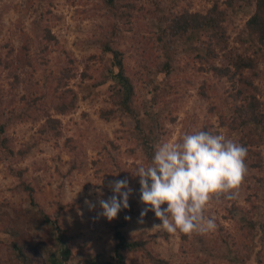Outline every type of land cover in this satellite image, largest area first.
Returning a JSON list of instances; mask_svg holds the SVG:
<instances>
[{"label": "rangeland", "instance_id": "374dc122", "mask_svg": "<svg viewBox=\"0 0 264 264\" xmlns=\"http://www.w3.org/2000/svg\"><path fill=\"white\" fill-rule=\"evenodd\" d=\"M99 1L0 0L3 108L17 111L31 97L43 91L49 93L57 84V77L77 92L75 108L66 113L47 109L48 100L41 97L34 116L15 122L8 132L15 150L31 146L14 166L25 171L23 178L33 187L39 208L54 213L57 201L74 203L58 223L68 235L71 258L67 261L62 257V242L66 239L63 240L60 230L45 223L38 206L31 205L27 195L16 190L17 179L0 158V264H29L7 247L12 242L23 246L30 264L53 261L72 264L81 249L87 254L106 255L112 243L108 227L112 220L102 216L96 219L101 211L99 205L89 211L84 202L87 199L95 203L97 189L103 192L101 198L108 199L113 195L109 182L120 178H127L133 189L139 180L132 174L135 168L141 163L148 165L136 141L127 136L133 129L132 122L125 124L100 117V110L110 105L107 83L98 88L89 86L102 77L98 75L100 72L108 73L103 63L106 58L100 57L102 42L114 23ZM226 1L136 0L126 36L119 44L139 100L150 97V82L158 77V87L151 94L154 102H150L154 117L162 123V132H156L158 144L177 142L186 133L206 130L223 134L248 149L247 175L238 195L229 199L221 194L205 211L217 224L214 233L193 234L182 240L179 233L170 235L153 228L161 221L152 211L143 223L138 222L140 214L130 217L125 227L128 235L148 239L149 249L167 264H261L257 262L259 256L245 253L250 240L246 235L248 227L243 226L247 220L264 224V165L252 153L256 150L253 141L258 133L250 127L239 132L230 129V95L236 91L238 82L219 75L213 67L226 65V53L231 51L253 57L256 69L263 74L264 61L253 54V47L243 33L245 22L255 10V0H238L230 8ZM214 3L219 8L228 6L231 13L222 23L225 32L222 48L208 33L186 34L182 28L177 32L167 30L158 18L170 8L176 16L184 12L205 14ZM35 18L52 39L42 37L28 49L24 39L33 37L31 23ZM42 35L44 30L40 32ZM207 46L214 47L216 54L203 61L200 56ZM17 59L24 60V64L20 66ZM165 60L169 63L168 71L164 68L155 74L149 72L159 65L164 67ZM228 67L234 71L231 65ZM243 73L248 74L249 70L244 69ZM255 83L264 91V76ZM258 97L263 102L264 95ZM48 115L59 120L56 125L59 133L55 136L39 130ZM141 118L146 129L154 128V121L143 114ZM126 264L152 263L140 252H132Z\"/></svg>", "mask_w": 264, "mask_h": 264}, {"label": "trees", "instance_id": "16d2710c", "mask_svg": "<svg viewBox=\"0 0 264 264\" xmlns=\"http://www.w3.org/2000/svg\"><path fill=\"white\" fill-rule=\"evenodd\" d=\"M238 0H227L229 8L232 7ZM249 2V0H241ZM101 5L105 7V10L114 19L112 28L109 29L105 39L102 42L103 52L100 58L104 59L103 63L108 69V73L100 72L99 79L92 81L90 89L93 87L98 88L99 85L106 84V91L109 97L110 105L100 110V117L106 121L119 120L121 123L132 122L133 129L128 131L127 136L133 137L136 141V146L139 152L146 157L148 164L151 163L156 146L158 145V133L161 131L162 123L154 117L150 108V102L153 101L151 94L155 92L159 84L158 77H153L150 82L149 92L150 97H146L144 100L138 99V93L132 78L130 77L127 67L125 65V54L120 48V41L125 38V32L128 30L126 25L129 24L133 10L136 8V0H100ZM227 6V8H228ZM227 8H219L214 3L209 11L205 14L189 13L184 12L179 16H176L173 9L167 13H163L158 16L159 21L165 25L167 30L177 32L179 30H186L193 32L197 35L199 33H208L212 39H215L219 48L223 47L224 42V28L222 23L227 21L231 17V13ZM33 37L25 36L24 46L29 49V46H36L37 41L43 38L47 41L52 39L48 30H45L37 18L33 19L32 23ZM125 25V27H124ZM44 30V35L40 36V32ZM46 32V35H45ZM246 37H248L249 43L252 45V51L254 55L264 61V50L261 46H264V0H255V10L253 14L248 18L244 25V31ZM193 34L192 36H194ZM186 36H189L186 35ZM247 40V38H246ZM260 43V45L257 44ZM222 44V45H221ZM23 49V51H28ZM205 53L200 56V59L207 61L208 55H214V47L207 46ZM227 63L222 67H213L216 69L219 75L226 76L229 80L238 82V87L232 91L230 95L231 100V113L229 127L232 131H242L246 127L253 129V132H257V138L253 141L256 146V150L252 153L257 157L258 160L264 165V107L261 109V105L264 104L260 101L258 95H264V91L258 86L255 81L263 78L264 74L256 69V62L253 57L245 55V53L237 54L234 51L227 52L225 56ZM20 66L24 64V60L17 59ZM4 64V61L0 57V66ZM231 65L234 69L230 70L228 65ZM156 70H149V72L157 73L161 69H169V63L165 60ZM248 69L249 73L244 74L243 70ZM17 82L19 78L16 77ZM45 85L49 86L46 81ZM67 84L63 83L61 77H57V84L54 86L52 91H43L39 96L31 97L27 100L24 105L15 110H5L3 108L2 93L0 92V158L7 162V167L10 174L15 176L17 183L15 184L16 190L24 192L27 196L29 203L33 206H38L36 197L34 195L33 187L23 178L24 170L18 169L14 166L15 163L23 159L29 152L31 146L20 148L15 150L11 137L8 132L11 126L22 120L30 119L34 116L36 110L39 109L40 105L37 101L44 97L48 100V108L54 109L57 113H66L75 108L77 100V92L71 87H64ZM102 87V86H101ZM50 88V86H49ZM154 102V101H153ZM142 114L154 121V128L146 129L143 125ZM59 123L58 119L52 118L50 115L47 116L44 123L39 128L42 134L57 135L59 131L56 130V125ZM206 131V130H202ZM162 132V131H161ZM160 132V133H161ZM255 138V137H254ZM133 153V149L130 151ZM118 180H123L122 178ZM140 184L139 180L133 188V193L129 197L128 209H122L117 218L113 219L109 223V232L111 233V247L109 252L105 255L103 253H84V250H79L76 255V262L72 264H126L128 255L132 252H140L145 255L152 264H167L163 259L157 258L151 249L148 247L149 240L146 238H133L128 235L125 227L128 225L129 220L125 217L137 216L141 210L145 208L144 204L140 201ZM74 203H62L57 201L55 204L54 213H46L39 208V213L45 223H50L60 230L64 236L62 242V257L65 260H69L71 257V248L68 243V235L65 228L58 225L60 218L63 213L68 209L72 208ZM167 205H162L166 207ZM244 228L248 227V240H250L249 249L245 252L247 255L256 254L259 256L258 263L264 264V224L255 223L251 220H247L243 224ZM179 233V232H178ZM182 240L188 238L187 235L179 233ZM67 236V237H66ZM226 240V238H223ZM13 252L21 255L23 260L27 263H31L27 255L24 254L23 246L12 242L7 245ZM245 254V255H246ZM254 256V257H257ZM52 264H59L52 262Z\"/></svg>", "mask_w": 264, "mask_h": 264}, {"label": "clouds", "instance_id": "9594fccd", "mask_svg": "<svg viewBox=\"0 0 264 264\" xmlns=\"http://www.w3.org/2000/svg\"><path fill=\"white\" fill-rule=\"evenodd\" d=\"M247 154L245 146L212 131L186 133L180 141L158 144L151 163L139 164L132 173L139 177L140 201L146 205L138 222L143 223L152 211L161 221L153 228L170 235L214 233L217 224L205 211L221 194L229 199L238 195L247 175ZM109 188L113 195L108 199L101 198L103 192L97 189V201L84 202L89 211L99 205L96 219L102 216L111 221L130 207L133 189L127 178L109 182Z\"/></svg>", "mask_w": 264, "mask_h": 264}]
</instances>
